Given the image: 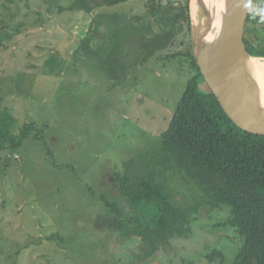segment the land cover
I'll use <instances>...</instances> for the list:
<instances>
[{
  "label": "rangeland",
  "instance_id": "obj_1",
  "mask_svg": "<svg viewBox=\"0 0 264 264\" xmlns=\"http://www.w3.org/2000/svg\"><path fill=\"white\" fill-rule=\"evenodd\" d=\"M73 2L0 0L1 31L12 37L0 50V114L7 111L5 119H16L15 134L34 125L17 151L0 149V264H113L116 253H102L107 233L92 221L107 207L102 184L120 174L129 159L157 150L186 82L196 74L184 59L172 58L179 52L173 47L144 64L131 58L135 69L128 78L119 72L113 88L110 46L101 36L80 48L92 17L61 10ZM144 4L131 0L101 11L141 14ZM191 14L195 20L193 8ZM162 56L165 62L159 61ZM201 89L209 87L201 82ZM210 198L205 186L202 228L195 227L188 241L174 242L154 257L151 248H137L135 254L136 244L125 243L130 253L116 259L122 264H221L219 257L209 259L216 251L232 264L240 238L234 230L215 227L229 213L212 206Z\"/></svg>",
  "mask_w": 264,
  "mask_h": 264
},
{
  "label": "trees",
  "instance_id": "obj_2",
  "mask_svg": "<svg viewBox=\"0 0 264 264\" xmlns=\"http://www.w3.org/2000/svg\"><path fill=\"white\" fill-rule=\"evenodd\" d=\"M128 1L130 0H74L67 8L61 7L62 11L66 9L93 13L89 35L80 42V48L85 49L87 44L91 46L98 37L105 36L104 39L110 46L109 60L112 69L109 76L114 81L120 76L119 72L128 78L132 68L135 69L130 58L132 47L137 42L142 48L138 61L143 64L149 56L167 47L172 40L171 33L177 34L173 20L178 18L179 11L187 12L186 7L177 9L173 3L166 5L165 12L161 5L153 7L146 16L101 11L104 7L119 6ZM262 14L263 12L253 11L246 27L248 37L245 39L247 51L259 57H264ZM114 22L117 24L111 28ZM132 28L136 30L129 32ZM11 38L0 27V50ZM256 39H260L258 43H255ZM175 55L178 56L179 53ZM187 56L196 74L186 82L169 126L158 141L157 150L139 154L136 158H152V154L156 153L158 159H171L200 180L203 176L204 185L210 189L209 202L212 206L228 208L230 213L224 223L215 226L235 227L243 240L232 264H264V137L239 129L226 115L210 88L208 91L201 89V82L207 83L196 62L192 43L188 47ZM122 61L128 64L118 67ZM117 86L115 81L113 88ZM8 114L7 111L0 114V149L10 147L17 151L34 130V125H27L21 128L19 134H15L17 121L14 117L5 119ZM126 198L136 214L147 215L155 224L153 229L149 227L147 230L137 231L146 237H150L152 233L155 235L156 232L162 233V236L178 233V228L170 223L171 218L165 221V216L169 211L172 214L174 210L177 212L173 215L175 221L178 215L183 216V212L188 210L160 182L149 188L139 185L136 190L128 192ZM107 205L110 207L108 213L116 216V228L124 236L134 233L135 230L125 227L126 221L120 219V216L125 217V210L118 200L108 201ZM195 209L198 211L199 208ZM119 220L122 224L120 228ZM180 234L183 233L180 231ZM150 248L153 254L160 248V244L153 242ZM218 257L224 261L221 252L215 251L209 255L211 262Z\"/></svg>",
  "mask_w": 264,
  "mask_h": 264
},
{
  "label": "flooded vegetation",
  "instance_id": "obj_3",
  "mask_svg": "<svg viewBox=\"0 0 264 264\" xmlns=\"http://www.w3.org/2000/svg\"><path fill=\"white\" fill-rule=\"evenodd\" d=\"M170 3H173L177 9H179L180 7H186L187 12L179 11L178 18L173 20L175 22V27L177 28V34L174 35L173 33H171L172 40L169 41L167 47L162 48L161 50L155 52L153 55L149 56L146 62L154 58L157 53L164 51L168 48L174 47L179 51L176 52L179 53V55L177 56L175 55V53H173L172 58H181V60L184 59L188 66H190V59L187 56L188 47L189 45H191L192 42L190 0H146V4H144V10L142 11V13L135 14H137V16H146L151 8L157 7L159 5L163 7L165 12L166 5ZM254 10L263 12L262 15L264 16V0H255V6L253 11ZM88 14L91 15L93 23V13ZM247 37L248 35H245L246 40ZM137 38H140V36H137ZM141 50L142 48L140 47L139 42H137V44L132 47V58L134 60L136 57L140 58ZM163 57L164 56L160 57L159 61L162 60L161 62H165L166 59ZM166 163H169L171 165V168L165 165ZM111 178L107 180L106 183L102 184V188L104 191L102 192L103 194L101 197L106 198L107 202H113L114 200H118V202L122 205L125 210V217L120 216V219L126 221L125 227L131 230H135V232L132 233L130 236H124L123 232L120 229L116 228V225L118 224V222L116 221V216L108 213L110 209L108 205L106 207V211L100 210V214L92 218L94 228L95 226L99 227L103 229L104 234L107 233L108 237L104 239L102 244V253L106 252L105 254H103L105 256L112 252L116 253V255H114L113 264H122L118 261V259H116V256L126 255L130 253L131 248H125V243L132 242L133 244H136V254L137 248L141 247V249H150L152 243L157 242L160 244V248L155 251L156 254L152 255V257H154L158 254H161L160 251L163 250L165 247L173 248L174 242L188 241L193 235L195 227H197L198 230L201 231L202 227L198 224V220L199 217L203 219L202 211L204 209V206L207 205L206 201H203V198L205 199V185L203 176L200 180L199 177L188 174L185 169L181 168L180 165L175 164L171 159H138L134 157L128 160L127 164L125 165V169H122L120 174H111ZM157 182L162 183L164 187L171 190L172 194L176 198V201L180 205H184V207L188 210L186 212H183V216L178 215L175 221L173 215L177 213L176 211L173 210L172 214L169 211V214L165 216V221H168L170 220L169 218H171L170 223L174 228H178L176 229L178 233L172 232L168 236H162V233L156 232L155 235L152 233L150 237H146L141 234H138L137 231L147 230L149 227L153 229L155 224L152 222V219L149 218L147 215L136 214L133 211L131 204L126 200V195L128 194V192L136 190L139 185L143 186L144 188H149V186H151L152 184L155 185ZM213 182L215 183V180H213ZM181 186L186 187L188 193L183 192L180 189ZM178 195L181 196L180 200L177 197ZM187 195L190 198H188ZM104 204L105 203H103V205ZM196 207L199 208L198 211L195 209ZM214 207L219 209L221 208L222 211L229 213V210L226 207H222L220 205H216ZM190 211L192 212L190 213ZM138 215L145 216L147 219H144L143 217H140ZM228 215H230V213ZM121 225L122 224L119 220V228ZM224 228L236 231L238 237L240 238L239 241L241 246L243 240L240 237L237 229L232 226H226ZM180 231L183 234H180ZM105 247L107 250H105ZM225 260L226 257L224 255V261L222 262L220 259V263L225 264Z\"/></svg>",
  "mask_w": 264,
  "mask_h": 264
},
{
  "label": "water",
  "instance_id": "obj_4",
  "mask_svg": "<svg viewBox=\"0 0 264 264\" xmlns=\"http://www.w3.org/2000/svg\"><path fill=\"white\" fill-rule=\"evenodd\" d=\"M196 0H190V7ZM233 9L227 17L224 33L226 39L217 56L211 55L212 44L208 45L205 56L197 23L203 15V8L196 5L195 20L191 11L192 46L196 62L210 88L226 115L246 133L263 136L264 124L256 118L253 99L248 90L247 62L253 56L245 45L246 27L255 6V0H227ZM257 91V89H256Z\"/></svg>",
  "mask_w": 264,
  "mask_h": 264
},
{
  "label": "bare ground",
  "instance_id": "obj_5",
  "mask_svg": "<svg viewBox=\"0 0 264 264\" xmlns=\"http://www.w3.org/2000/svg\"><path fill=\"white\" fill-rule=\"evenodd\" d=\"M202 6L204 16L200 23H197L199 34L202 41L203 55L207 53L209 44H212L211 55L217 56L218 51L223 47L226 39L224 27L233 3H228L227 0H196L191 5L193 14L196 12V5ZM207 5H210L207 6ZM248 69V90L253 99V108L256 113V118L264 124V59L250 57L247 62ZM257 89V91H256Z\"/></svg>",
  "mask_w": 264,
  "mask_h": 264
},
{
  "label": "clouds",
  "instance_id": "obj_6",
  "mask_svg": "<svg viewBox=\"0 0 264 264\" xmlns=\"http://www.w3.org/2000/svg\"><path fill=\"white\" fill-rule=\"evenodd\" d=\"M262 21H264V17H262ZM15 158H17V157L15 156Z\"/></svg>",
  "mask_w": 264,
  "mask_h": 264
},
{
  "label": "built area",
  "instance_id": "obj_7",
  "mask_svg": "<svg viewBox=\"0 0 264 264\" xmlns=\"http://www.w3.org/2000/svg\"><path fill=\"white\" fill-rule=\"evenodd\" d=\"M18 158V156H16Z\"/></svg>",
  "mask_w": 264,
  "mask_h": 264
}]
</instances>
